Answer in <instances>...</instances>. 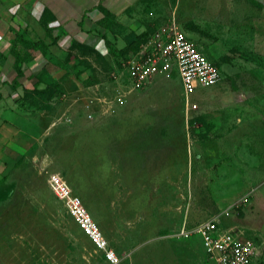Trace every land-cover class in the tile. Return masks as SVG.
<instances>
[{
  "label": "rangeland",
  "instance_id": "374dc122",
  "mask_svg": "<svg viewBox=\"0 0 264 264\" xmlns=\"http://www.w3.org/2000/svg\"><path fill=\"white\" fill-rule=\"evenodd\" d=\"M259 3L147 0L129 12L128 22L108 21L101 32L112 44L91 33L97 52L75 49L55 56L47 73L62 90L54 104L49 102L55 112L48 119L52 130L25 153L0 150V264H93L97 259L52 194L47 183L52 174L61 175L82 199L120 264H216L198 237H177L185 221L193 226L217 217L223 229L264 244V0L263 7ZM172 19L218 64L220 82L197 89L190 96L197 109L188 114L177 74L156 75L118 102L125 55L114 47L125 45L129 26L141 33ZM7 73V80L16 75ZM89 113L95 121L88 122ZM116 143L119 153L112 154ZM135 147L136 161L129 163ZM144 148L152 164L163 166L166 182L152 174L145 199L127 198L123 187L112 199L102 198L104 190L95 192L93 183L107 187L101 181L108 170L126 179L132 167L137 176ZM246 194L251 195L245 205L220 216ZM261 259L264 264V255Z\"/></svg>",
  "mask_w": 264,
  "mask_h": 264
},
{
  "label": "crops",
  "instance_id": "0c3cea01",
  "mask_svg": "<svg viewBox=\"0 0 264 264\" xmlns=\"http://www.w3.org/2000/svg\"><path fill=\"white\" fill-rule=\"evenodd\" d=\"M144 1L0 0V150L5 147H11L21 153H25L40 146L41 137L48 135L49 131L52 130V127L48 124V119H51L55 112L38 110L29 106L28 102L22 99L24 89H32L36 81L35 77H38L40 72L44 70L49 72V69L52 68L51 66L54 65L55 56L59 57L69 52L73 42L83 43L86 37V41L89 42L85 43L96 45L95 41L92 40L91 33L94 35L101 33L103 29L101 28L102 23L106 14H109L111 18L117 19L120 23H126L130 19L129 12L136 6L143 4ZM259 4L263 7V0ZM44 11L45 19L43 20L45 22H42L40 21V16ZM30 18L34 20V24L30 23ZM129 28L135 30L137 26H129ZM12 45L13 51L3 57V54H6L5 52ZM16 54L24 60L27 67L26 70L31 72L30 74L25 72L23 77H27L29 82L25 83L20 79V85L15 88L12 83L15 76L12 80H7L4 79V74L8 71L15 72ZM171 75L174 76L175 73ZM41 87H44V84H41ZM53 102L52 100L51 103L54 104ZM190 111L194 110L186 109L187 114ZM6 112L11 114L10 119L4 117ZM88 122H93V120ZM110 147H113L111 148L112 154L114 151L116 154L119 153L120 144L116 143V145H111ZM132 150L133 154L128 153L127 157L133 155L134 160L128 158L130 160L129 163L136 161L135 151H137V147ZM143 150V161L139 166L141 169L137 172V176L132 167L127 170L126 179L123 178L124 176L122 173L120 174V171L113 174L108 170L103 174L105 179L103 178L101 181L107 187H100L97 186L98 184L93 183L95 192L100 194L104 190L106 194L102 198L112 199L114 192L123 187L128 191L127 198H148L149 195L146 193L149 192L152 174L156 176L163 175V182H166L167 179L163 166H160L159 163L157 164L156 161H153L152 164L151 160L148 159L149 156L145 157L147 149L144 148ZM110 159L113 161L112 158ZM126 167L127 169L129 168L127 164ZM114 175L117 177L116 180L112 178ZM95 182L98 183L97 181ZM110 205L112 207L113 204L110 203ZM188 214L186 212L187 216ZM184 223L188 227H192L186 221ZM112 229L116 230L114 227ZM228 230H233L243 236V232L238 233L234 229ZM107 241L112 247L108 239ZM254 243L258 249V257L254 264H259L264 255V244L258 245L255 241Z\"/></svg>",
  "mask_w": 264,
  "mask_h": 264
},
{
  "label": "built area",
  "instance_id": "2783aa9c",
  "mask_svg": "<svg viewBox=\"0 0 264 264\" xmlns=\"http://www.w3.org/2000/svg\"><path fill=\"white\" fill-rule=\"evenodd\" d=\"M173 73L177 74L181 82L185 107L190 110L197 109V104L190 101V96L197 89L214 86L221 80L219 67L209 61L174 19L156 29L136 53L123 61L120 87L124 92L118 102L123 101L124 95L144 89L156 75ZM87 117L89 120L95 118L90 113ZM47 183L54 197L63 204L74 224L92 244L97 255L93 264H120L121 257L109 245L69 183L58 174L50 175ZM250 195L234 202L220 216L229 217L230 211L245 205ZM177 237H198L206 255L216 264H254L258 257V249L253 240L243 239L233 230L223 229L217 217L192 227L184 223Z\"/></svg>",
  "mask_w": 264,
  "mask_h": 264
},
{
  "label": "trees",
  "instance_id": "16d2710c",
  "mask_svg": "<svg viewBox=\"0 0 264 264\" xmlns=\"http://www.w3.org/2000/svg\"><path fill=\"white\" fill-rule=\"evenodd\" d=\"M108 15V17H107ZM109 14H106L105 19L102 23V28L107 26L108 21L114 18H109ZM45 11L40 16V21L45 22ZM158 29V28H156ZM153 31H143L141 33H137L134 30H127V35L124 38L125 45L122 48H116L114 47L117 52L122 53L125 55L124 60H126L129 56L136 53L140 46L155 32ZM101 37L103 40H105L106 45L112 44L109 39L106 38V34L101 32ZM75 49L82 50L83 52H97L94 45H90L88 43H79V42H73L71 49L69 50V53ZM13 51V45L9 48L6 54H3L4 56H7L10 52ZM68 54V52H67ZM16 57V64H15V78L13 79V85L14 87H18L19 80L24 77L25 70H24V60L18 55H15ZM215 65H218L215 63ZM31 77V76H30ZM36 81L34 83V86L32 89H24L23 92V98L28 102V105L38 109V110H48V111H54V107H50L49 102L51 103V100L57 96L58 93L62 90L61 84L58 83L56 80L50 77V75L47 73L46 70L40 72L38 77H35ZM41 84H44V87H41ZM41 87V88H40ZM97 260V259H96ZM95 260V261H96ZM94 261V262H95ZM93 262V263H94Z\"/></svg>",
  "mask_w": 264,
  "mask_h": 264
}]
</instances>
